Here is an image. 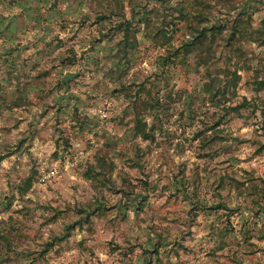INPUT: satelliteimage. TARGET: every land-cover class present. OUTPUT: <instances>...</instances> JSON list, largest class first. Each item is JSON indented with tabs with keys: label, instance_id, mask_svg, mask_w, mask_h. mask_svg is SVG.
I'll use <instances>...</instances> for the list:
<instances>
[{
	"label": "rangeland",
	"instance_id": "obj_1",
	"mask_svg": "<svg viewBox=\"0 0 264 264\" xmlns=\"http://www.w3.org/2000/svg\"><path fill=\"white\" fill-rule=\"evenodd\" d=\"M263 78L264 0H0V264H264Z\"/></svg>",
	"mask_w": 264,
	"mask_h": 264
},
{
	"label": "trees",
	"instance_id": "obj_2",
	"mask_svg": "<svg viewBox=\"0 0 264 264\" xmlns=\"http://www.w3.org/2000/svg\"><path fill=\"white\" fill-rule=\"evenodd\" d=\"M118 24H119L118 26L119 30L123 33L122 38L120 39V41H118L119 51H120L119 56L125 57L128 55L129 48L134 47L136 45V42H134L133 40L134 33L131 31V27L133 26V19L122 20V21H119ZM206 29H207V26H203V28L199 29L197 31L198 33L195 36V39L190 40L187 45L191 46L193 44L203 42L205 40L204 38H206V35H207ZM235 31L242 32L239 28H236ZM233 34L234 33H231V35L229 36V40L233 37ZM187 45L182 47V49H185L186 52L190 50V48H188ZM180 50L181 48L178 49L176 53L180 52ZM171 57H172V54L167 55L166 58L164 59V63L168 61L169 59H171ZM62 61L63 63L71 64L75 60L71 57H67L65 59H62ZM237 78L231 81L233 87L237 85V82H238ZM212 85H213L212 83L209 84L208 90L210 86L212 87ZM258 85L259 87L264 86V78L262 80H258ZM143 91L145 92L147 97L141 94ZM209 92L212 94V98L217 97L219 95V94H215V92L213 93V91L211 90H209ZM223 92L225 93L226 91H223ZM20 100H22V97L19 95L15 103L19 105ZM133 103L138 113L136 123H135L136 134L141 135L145 139H149L150 137H152V134L148 130V122L143 118V114L149 109L155 107L156 105H160V99L158 96L153 97L150 89L142 86L139 90H137ZM248 105H249V101L247 100V98H244L242 102H240L237 105L230 106L229 109L239 115L241 114V108L246 107ZM213 128L215 127L213 126ZM219 131H216V132H219ZM107 155L108 154L106 152L102 153L101 155H97L96 163L91 164L86 172L88 177L98 180L101 184H105L106 181L109 180L110 174L112 173L115 167V162L112 160L109 161L108 159L109 157ZM136 161L137 163H139L140 157H137ZM125 181L127 182V180ZM145 185L148 187L147 182H145ZM131 187L133 188L134 185H131ZM148 189L150 188L148 187ZM133 195L134 196L130 197L129 199H131L130 201H132L137 207H141L142 202L145 201L148 197L147 193L142 194L140 192H135ZM87 214L88 215L86 217L89 216L90 211L87 212ZM73 227H75V223L67 226L65 232L61 235V239H64L65 237H67L70 233V229ZM8 243H11V242L8 240ZM155 249H156V252H158V249L157 248Z\"/></svg>",
	"mask_w": 264,
	"mask_h": 264
}]
</instances>
